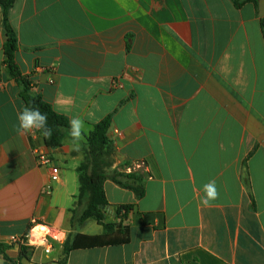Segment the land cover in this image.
Instances as JSON below:
<instances>
[{
	"label": "crops",
	"instance_id": "crops-1",
	"mask_svg": "<svg viewBox=\"0 0 264 264\" xmlns=\"http://www.w3.org/2000/svg\"><path fill=\"white\" fill-rule=\"evenodd\" d=\"M16 63L53 110L93 126L110 117L117 171L143 178L144 194L107 179L106 223L132 205L126 244L78 248L65 264H264V36L258 6L233 0H16L9 11ZM0 9V240L20 264H59L76 234L100 236L74 209L77 168L70 143L46 147L19 135L21 88L4 65ZM68 103H65V102ZM59 168L45 194L49 169ZM124 181V179H122ZM215 180L220 197L200 203ZM42 225L59 236L49 254L20 259L12 236ZM43 233V232H42ZM32 233V240L37 237ZM1 263V259H0Z\"/></svg>",
	"mask_w": 264,
	"mask_h": 264
},
{
	"label": "trees",
	"instance_id": "trees-1",
	"mask_svg": "<svg viewBox=\"0 0 264 264\" xmlns=\"http://www.w3.org/2000/svg\"><path fill=\"white\" fill-rule=\"evenodd\" d=\"M16 0H0L1 27L4 32L5 41L3 44L4 65L9 75L20 86V98L24 106L39 108L48 117V127L52 130L51 138L46 139L37 131L43 144L48 148H58L62 145L65 134L69 129V121L66 117L56 113L52 106L45 102L40 96H33L29 93L31 84L27 77L22 75L16 63V51L18 49L17 35L9 23V11ZM239 6L241 3L250 2L255 7L258 0H233ZM264 36V18L260 19ZM110 126V117L107 116L93 126V129L85 137V157L77 168L79 190L75 197L73 219L82 224L92 220L102 227L103 233L100 236H86L76 234L72 239L68 238L62 245L63 259L59 264H65L68 253L78 248H94L102 246H113L126 244L129 240L128 227L124 224L127 214L132 205H121L113 209V216L118 222L106 223V209L108 202L104 193V181L109 179L121 188L131 190L136 199L143 194V178L135 174H123L113 171L107 174L106 170L111 168L113 159V142L107 136ZM124 179V181L122 180ZM7 245L0 240V264H20V260H11L5 255ZM30 255L26 247H20V259H27Z\"/></svg>",
	"mask_w": 264,
	"mask_h": 264
},
{
	"label": "clouds",
	"instance_id": "clouds-1",
	"mask_svg": "<svg viewBox=\"0 0 264 264\" xmlns=\"http://www.w3.org/2000/svg\"><path fill=\"white\" fill-rule=\"evenodd\" d=\"M65 103H68L67 101ZM18 126L16 131L19 135H28L34 131L40 132L42 136L46 139L51 138L52 130L48 127V117L46 113L40 111L39 108H33L24 106L17 113ZM69 136L70 143L74 146L76 150H79V142L85 139L84 133L87 131L85 127V122L80 117H73L69 120ZM56 177H54L55 179ZM203 196L201 197L200 203L205 207L213 206V202L219 199L220 190L216 184L215 180H210L204 183L202 186ZM37 230L47 233L49 229L42 225H36L31 232L34 234ZM64 233H60L59 236L54 237L55 239H62ZM30 243L34 241L30 240ZM43 243V241H41Z\"/></svg>",
	"mask_w": 264,
	"mask_h": 264
},
{
	"label": "built area",
	"instance_id": "built-area-1",
	"mask_svg": "<svg viewBox=\"0 0 264 264\" xmlns=\"http://www.w3.org/2000/svg\"><path fill=\"white\" fill-rule=\"evenodd\" d=\"M33 133L37 134V131ZM35 155L37 162L44 167L49 169V177L47 183L43 186V192L45 194H50L52 185L59 181V168L53 163L49 156L45 153L35 150ZM54 177H56L54 179ZM30 229V233L23 235V236H12L9 238L8 243L10 245H15L17 247H26L29 252L42 250L44 254H49L53 247L54 243H57V239H55L54 235H48V233H42L41 231L37 230V237L34 240V243H30L32 240V232ZM43 241V243H41Z\"/></svg>",
	"mask_w": 264,
	"mask_h": 264
},
{
	"label": "water",
	"instance_id": "water-1",
	"mask_svg": "<svg viewBox=\"0 0 264 264\" xmlns=\"http://www.w3.org/2000/svg\"><path fill=\"white\" fill-rule=\"evenodd\" d=\"M258 16L264 18V0H258Z\"/></svg>",
	"mask_w": 264,
	"mask_h": 264
},
{
	"label": "bare ground",
	"instance_id": "bare-ground-1",
	"mask_svg": "<svg viewBox=\"0 0 264 264\" xmlns=\"http://www.w3.org/2000/svg\"><path fill=\"white\" fill-rule=\"evenodd\" d=\"M32 241H34V240H32Z\"/></svg>",
	"mask_w": 264,
	"mask_h": 264
}]
</instances>
